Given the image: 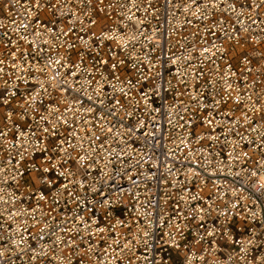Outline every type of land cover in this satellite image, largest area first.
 I'll return each instance as SVG.
<instances>
[{
  "label": "built area",
  "instance_id": "built-area-1",
  "mask_svg": "<svg viewBox=\"0 0 264 264\" xmlns=\"http://www.w3.org/2000/svg\"><path fill=\"white\" fill-rule=\"evenodd\" d=\"M0 264H264V0H0Z\"/></svg>",
  "mask_w": 264,
  "mask_h": 264
}]
</instances>
